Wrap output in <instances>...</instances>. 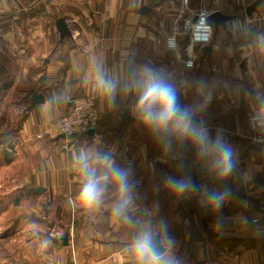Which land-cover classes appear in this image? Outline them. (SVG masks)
Listing matches in <instances>:
<instances>
[{
    "label": "crops",
    "instance_id": "obj_1",
    "mask_svg": "<svg viewBox=\"0 0 264 264\" xmlns=\"http://www.w3.org/2000/svg\"><path fill=\"white\" fill-rule=\"evenodd\" d=\"M200 7L225 20L212 23L209 45L189 47L196 67L187 69V42L182 38L170 50L166 41L181 34L182 23ZM181 10L182 0H23L17 10L11 0H0V88L6 90L0 107L5 102L21 116L10 140L24 160L23 194L38 200L44 192L37 190H47L52 215L68 219L67 244L45 243L39 226L28 230L36 237L31 246L12 238L22 241L27 230L0 233L10 254L1 264H136L134 245L145 232L159 235L179 264H264V151L249 140L246 123V113L264 106V27L258 20L264 0H190L179 17ZM59 18L74 20L79 36L62 41ZM144 66L163 71L197 122L232 146L237 163L227 178L211 172L194 145L152 131L135 114L138 93L129 85ZM101 81L113 82L115 90ZM88 95L99 116L95 130L57 133L66 98ZM125 108L132 120L123 124ZM104 157L132 186L127 219L112 213L118 191ZM85 163L104 189L93 211L77 200L87 182ZM169 176L190 180L194 188L177 195L166 184ZM206 192L228 195L214 210Z\"/></svg>",
    "mask_w": 264,
    "mask_h": 264
},
{
    "label": "clouds",
    "instance_id": "obj_2",
    "mask_svg": "<svg viewBox=\"0 0 264 264\" xmlns=\"http://www.w3.org/2000/svg\"><path fill=\"white\" fill-rule=\"evenodd\" d=\"M205 33L203 40L206 42L210 38V27L205 28ZM101 83L109 92L115 90L113 82ZM129 89L138 93L135 114L148 128L154 132L168 133L181 143L194 145L199 156L208 161L209 170L219 179L227 178L234 171L237 161L232 146L220 135L213 139L203 122H197L195 110L180 103L176 87L168 81L163 71L144 66L136 74ZM103 159L109 166L118 191V197L111 206L112 213L116 217L127 219L126 214L132 204V186L128 183L127 173L113 166L109 157ZM82 172L87 182L77 200L80 207L93 211L103 203L104 189L96 187L97 181L93 178L95 169L85 163ZM166 184L177 195L194 188L190 180L180 177L169 176ZM205 195L207 203L215 210L220 208L228 193L206 192ZM134 250L136 264H179L170 248L158 254L157 243L148 232L137 241Z\"/></svg>",
    "mask_w": 264,
    "mask_h": 264
},
{
    "label": "rangeland",
    "instance_id": "obj_3",
    "mask_svg": "<svg viewBox=\"0 0 264 264\" xmlns=\"http://www.w3.org/2000/svg\"><path fill=\"white\" fill-rule=\"evenodd\" d=\"M195 47H193L194 51H196ZM190 56L196 58V56ZM4 91H6L5 87L1 86V101L4 100L2 98ZM4 103L2 107H0V233H5L6 231L8 233L9 229L12 228H21L22 230L18 232H27V234L22 237V241H20L18 237H12L13 240H16L17 243L22 242L23 244L31 246L33 244L32 240L36 237L34 234L28 232V230L39 226L41 230L43 228L42 231L45 234V243H51L52 241L50 238L58 239L60 240L59 242H61L66 232L68 219L61 220L56 214L52 215V205L49 202L52 199V195H50V198L46 190L43 193L44 197L38 200H32L23 194L22 188L26 183V172L23 168L24 164H22L24 160L18 155L17 148L19 146L17 143L15 141L11 142L10 140L11 134L20 126L21 116L16 114L17 109L11 111ZM10 115H12V117L8 118ZM11 146L14 149L10 148ZM173 195H175V193ZM173 208H175V205ZM30 213L33 214L31 215ZM41 224H43V226ZM1 243L0 236V264L3 258H10L9 252H3L4 247L3 243ZM28 250L30 255L35 254L34 247H29ZM46 257L48 256L46 255Z\"/></svg>",
    "mask_w": 264,
    "mask_h": 264
},
{
    "label": "built area",
    "instance_id": "obj_4",
    "mask_svg": "<svg viewBox=\"0 0 264 264\" xmlns=\"http://www.w3.org/2000/svg\"><path fill=\"white\" fill-rule=\"evenodd\" d=\"M23 0H11L13 9L20 8V4ZM189 0H182V8L178 14L179 17L185 15L189 10ZM211 12L204 7H200L194 12L192 20H185L182 23V33H176L172 37L168 38L166 43L170 50H176L181 43L182 38L186 41V57L183 60V64L187 69H194L196 65V59L188 54L189 47L192 46H207L214 39V26L210 21ZM264 27V14L258 19ZM67 25L70 28L72 38L75 39L79 36L76 22L74 20H67ZM210 27V38L205 42L203 36L205 28ZM178 38H181L180 40ZM68 102V108L65 115L55 125L57 133L65 136L70 135H84L88 134L92 129L98 126L99 116L96 108V102L94 96L75 97L68 96L66 98ZM264 106L258 107L246 113V123L249 131V140L258 145L264 151ZM209 135L210 128L206 127ZM197 151V149H196ZM198 154V151H197ZM199 155V154H198ZM254 223L259 222V219H255Z\"/></svg>",
    "mask_w": 264,
    "mask_h": 264
},
{
    "label": "water",
    "instance_id": "obj_5",
    "mask_svg": "<svg viewBox=\"0 0 264 264\" xmlns=\"http://www.w3.org/2000/svg\"><path fill=\"white\" fill-rule=\"evenodd\" d=\"M210 21L214 24L215 27H217L219 24H222L225 20V18L221 17L218 13H212L210 16ZM56 28L59 32L60 39L63 41L65 38H71L72 34L70 31V28L67 25L66 19L65 18H59L56 20ZM42 98V97H41ZM122 119H123V124H125L128 120H132V117L129 112V108H125L122 113ZM94 130L92 129L90 131L93 132ZM38 192H44V189H38ZM153 241L157 243L158 246V254L166 252V248L162 244L161 237L159 235L155 236L152 238ZM59 241V240H57ZM61 241L64 244L68 243V237H65L61 239Z\"/></svg>",
    "mask_w": 264,
    "mask_h": 264
}]
</instances>
